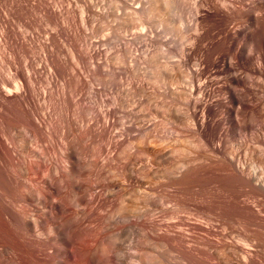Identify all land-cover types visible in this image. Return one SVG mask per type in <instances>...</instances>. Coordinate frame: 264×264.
Listing matches in <instances>:
<instances>
[{"label": "bare ground", "instance_id": "1", "mask_svg": "<svg viewBox=\"0 0 264 264\" xmlns=\"http://www.w3.org/2000/svg\"><path fill=\"white\" fill-rule=\"evenodd\" d=\"M108 1L0 0V264H264V0Z\"/></svg>", "mask_w": 264, "mask_h": 264}, {"label": "rangeland", "instance_id": "2", "mask_svg": "<svg viewBox=\"0 0 264 264\" xmlns=\"http://www.w3.org/2000/svg\"><path fill=\"white\" fill-rule=\"evenodd\" d=\"M108 0H107V6H108ZM112 25H114V22H112V21H110L109 22V24H108V22H107V35H109L110 34V27L112 26ZM181 25H179V27H180ZM172 37V39L174 40V39H176L174 36H171V35H169L167 38H171ZM172 46V45H171ZM107 48H108V46H107ZM168 51V49H167V47H162V52L164 53V58L162 59V62L165 64V65H167V66H171V64L172 63H175V62H177L178 60H179V58L178 57H176L175 56V54L174 53H169V52H167ZM170 56V57H169ZM167 59V60H166ZM149 87H151V89L150 90H153L154 91V88L152 87V86H149ZM167 101H170L171 99L170 98H167L166 99ZM159 116H161V117H159ZM162 117H164V118H162ZM165 116H162V115H158V116H155L154 117V120H155V122L157 123V124H160L161 122L162 123H165V126L163 127V128H161V133L160 134H165V137L163 136V135H161V136H163L164 137V139H166V140H164L163 142L165 143V141H166V144L167 143H171V142H167V141H171V140H173L172 138H173V136H175L174 137V139H176V136H177V140L179 139H181V142H182V144H187V143H185V142H187L185 139H184V135H183V133L181 134V128L182 127H178V128H180L179 129V131H176V133H177V135H176V133H175V130L173 129V124H171V123H169V121H165ZM164 119V120H163ZM166 126H167V128H166ZM180 126V125H179ZM169 127V128H168ZM177 127V124L175 125V128ZM171 128V129H170ZM177 130V129H176ZM174 131V132H173ZM166 132H168V135H167V133ZM179 132V133H178ZM172 134H174V135H172ZM166 135H167V137H166ZM180 135V136H179ZM183 135V136H182ZM172 136V137H171ZM169 137H170V139H169ZM182 137V138H181ZM169 139V140H168ZM183 139V140H182ZM175 141V140H173L172 141V143L171 144H173L174 143V141L176 142V143H178L179 142V140L178 141ZM184 142V143H183ZM176 143H174V144H176ZM163 144V143H162ZM135 149H132V151H134ZM192 155V154H191ZM147 163H149L148 161H146ZM144 164V163H143ZM143 164H141V165H143ZM262 168H264V165L262 166ZM151 193H152V191H150ZM156 192H153L152 194H155ZM157 194V193H156ZM155 194V195H156ZM171 204H166L165 205V207H168V206H170ZM172 206V205H171ZM131 252L133 253V249H131ZM175 256H176V259H174L175 258ZM178 258V254L176 255V253H173V257H172V261L174 262V261H177V260H179V259H177Z\"/></svg>", "mask_w": 264, "mask_h": 264}]
</instances>
